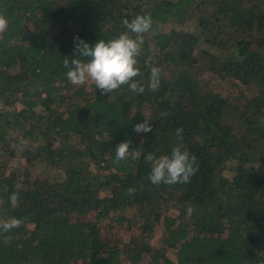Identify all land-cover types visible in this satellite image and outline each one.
<instances>
[{
    "label": "trees",
    "instance_id": "1",
    "mask_svg": "<svg viewBox=\"0 0 264 264\" xmlns=\"http://www.w3.org/2000/svg\"><path fill=\"white\" fill-rule=\"evenodd\" d=\"M0 13V220L24 221L0 264H264V0H0ZM137 15L153 21L144 93L67 80L75 37L109 41ZM145 118L153 131H134ZM125 141L141 156L117 164ZM177 144L198 172L152 184L144 157Z\"/></svg>",
    "mask_w": 264,
    "mask_h": 264
},
{
    "label": "clouds",
    "instance_id": "2",
    "mask_svg": "<svg viewBox=\"0 0 264 264\" xmlns=\"http://www.w3.org/2000/svg\"><path fill=\"white\" fill-rule=\"evenodd\" d=\"M125 32L109 41L103 39L94 45L85 42L79 36L75 37L74 58L65 57L63 65L67 80L73 85L83 86L89 82L94 83L96 89L101 90L103 95L112 94L115 91L127 86L130 91L138 94L145 92V87L136 78L142 75L139 67L138 57L141 54L145 40V34L151 32L153 21L149 15H137L122 22ZM9 26L8 18L0 13V34L7 31ZM162 70L158 67H151L148 88L150 91H157L160 84ZM137 133H148L153 131V124L150 119L145 118L143 123L134 127ZM183 128L176 130V136L183 139ZM131 141L121 142L115 148V163L121 161L138 160L141 153L136 149H130ZM151 165V173L148 179L154 185H174L177 183H188L198 172L197 157L183 149L182 144L173 147L170 155H161L159 158L154 153L144 157ZM129 193H135V188H129ZM18 193H13L10 200L13 203L18 201ZM188 213L194 209L189 207ZM22 219L12 217L0 220V240L5 246L9 245L14 229L23 225Z\"/></svg>",
    "mask_w": 264,
    "mask_h": 264
},
{
    "label": "rangeland",
    "instance_id": "3",
    "mask_svg": "<svg viewBox=\"0 0 264 264\" xmlns=\"http://www.w3.org/2000/svg\"><path fill=\"white\" fill-rule=\"evenodd\" d=\"M191 28H194V32L196 31L197 33H198V31L200 30V29H197V27H196V22H195V21L192 23ZM196 29H197V30H196ZM15 164H16V160L14 161V163H11V168H14ZM162 231H163V230H161L160 232H162Z\"/></svg>",
    "mask_w": 264,
    "mask_h": 264
}]
</instances>
